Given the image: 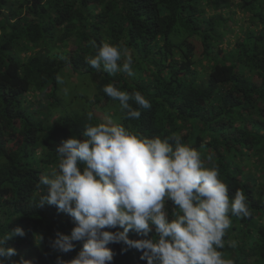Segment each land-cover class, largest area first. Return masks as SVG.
<instances>
[{
  "label": "trees",
  "instance_id": "trees-1",
  "mask_svg": "<svg viewBox=\"0 0 264 264\" xmlns=\"http://www.w3.org/2000/svg\"><path fill=\"white\" fill-rule=\"evenodd\" d=\"M105 41L131 50L134 76L86 63ZM88 83L92 94L79 89ZM108 84L140 91L151 108L126 119ZM100 122L180 135L218 166L230 197L243 191L251 210L230 217L225 240L236 247L221 251L235 264H264V0H0V236L24 230L7 241L16 254L6 264H57L83 247L50 246L74 223L55 205L39 206L47 194L39 180L57 166V144ZM154 236V227L148 237L129 233ZM108 247L111 264H147L135 248Z\"/></svg>",
  "mask_w": 264,
  "mask_h": 264
},
{
  "label": "clouds",
  "instance_id": "clouds-1",
  "mask_svg": "<svg viewBox=\"0 0 264 264\" xmlns=\"http://www.w3.org/2000/svg\"><path fill=\"white\" fill-rule=\"evenodd\" d=\"M86 63L111 75H135L133 54L122 43L105 41ZM103 91L119 101L126 119L138 120L141 110L152 106L140 91L130 93L113 84ZM92 118L89 113L88 120ZM55 150L57 166L39 180L47 187L39 206L55 205L72 218L74 227L70 235L57 232L50 246L66 253L74 250L75 241H83L75 258L58 257L57 264H111L110 243H122V251H141L147 264H235L221 250L226 243L236 247L225 237L231 216L251 215L247 198L241 190L230 197L219 167L207 166L203 154L182 136L147 137L115 122L89 123ZM169 202L174 206L171 215ZM153 227L152 238L129 237L131 231L148 237ZM23 235L17 227L0 236V264L16 254L7 241Z\"/></svg>",
  "mask_w": 264,
  "mask_h": 264
},
{
  "label": "rangeland",
  "instance_id": "rangeland-1",
  "mask_svg": "<svg viewBox=\"0 0 264 264\" xmlns=\"http://www.w3.org/2000/svg\"><path fill=\"white\" fill-rule=\"evenodd\" d=\"M239 30H240V28H239V26H238L237 29H235V31H233V33H232L230 36L232 37V36L236 35V34L239 32ZM66 71H67V69L65 70V72H66ZM88 87H89V89H91V93H90V94H92V93L94 92V86H93L92 83H88L87 86L82 85L81 88H79V89H81V90L84 89V91H87L88 94H89Z\"/></svg>",
  "mask_w": 264,
  "mask_h": 264
}]
</instances>
